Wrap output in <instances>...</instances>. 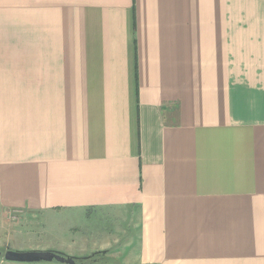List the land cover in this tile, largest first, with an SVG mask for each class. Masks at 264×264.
Segmentation results:
<instances>
[{"label": "crops", "instance_id": "crops-1", "mask_svg": "<svg viewBox=\"0 0 264 264\" xmlns=\"http://www.w3.org/2000/svg\"><path fill=\"white\" fill-rule=\"evenodd\" d=\"M93 211L127 226L88 236ZM16 212L51 240L16 248L82 264H264V0H0Z\"/></svg>", "mask_w": 264, "mask_h": 264}, {"label": "rangeland", "instance_id": "rangeland-1", "mask_svg": "<svg viewBox=\"0 0 264 264\" xmlns=\"http://www.w3.org/2000/svg\"><path fill=\"white\" fill-rule=\"evenodd\" d=\"M99 212V211H98ZM97 211H93L89 216H87V218L85 220H79L77 222L82 223V221H84L83 226H80L81 230H85V233L90 236L92 235L94 237V233L95 234H100V233H104V231L106 230V232L108 233L111 229H113L114 227H118L120 224H123L125 227L127 226L126 223L127 222L125 220V218H122L121 220V216L119 218L118 221H120L121 223L118 224H114L115 222L112 223V221L110 219L113 220L112 216L109 217L108 214H102L101 212L98 213ZM15 214H19L18 212H16ZM12 219H18V216L21 217V221L23 222V225L21 226L20 223H18V226L15 225V223H12V221H10L8 219V217H6L4 214L1 213V222L3 221L4 223H2V226L0 225V239H4L7 241V244L12 245L11 247H15V248H11V247H5L2 248L0 251L4 252L7 249H15V250H33V249H23V248H19L15 245V242L12 241L14 239V235L17 236L19 234L24 235L26 238H22L24 241H26L25 243H29L30 240L32 239L34 242H32L33 244H40V245H45L47 242L51 241V240H47L49 239L46 235V228L47 225L44 224H40V217H36L32 220V223L27 222L26 221V217L25 214H19L17 217L10 215ZM79 216H83L82 214ZM85 217V216H84ZM5 219V220H4ZM11 222V223H10ZM21 227V228H20ZM20 229H22V231H20ZM16 231V232H15ZM77 237V236H76ZM31 243V242H30ZM72 244L73 246H77V238H75V240L72 242L71 239L66 240V244ZM124 242L119 243V245H123ZM79 245H82V242L79 241ZM93 242L92 240L89 242V246L92 247ZM125 246V245H124ZM54 251V250H53ZM102 254V253H101ZM104 254H106L104 252ZM65 255V254H64ZM4 258V257H3ZM75 258V257H74ZM77 261H86L89 262L91 261L90 258H75ZM83 259V260H82Z\"/></svg>", "mask_w": 264, "mask_h": 264}, {"label": "water", "instance_id": "water-1", "mask_svg": "<svg viewBox=\"0 0 264 264\" xmlns=\"http://www.w3.org/2000/svg\"><path fill=\"white\" fill-rule=\"evenodd\" d=\"M0 255L8 261L18 262H51L57 261L65 264H82L78 262L74 257L64 255L61 252L52 250H15L7 249L6 251H0Z\"/></svg>", "mask_w": 264, "mask_h": 264}, {"label": "trees", "instance_id": "trees-1", "mask_svg": "<svg viewBox=\"0 0 264 264\" xmlns=\"http://www.w3.org/2000/svg\"><path fill=\"white\" fill-rule=\"evenodd\" d=\"M97 257H102V259H103V261H109V262H111L112 264H121V262L120 261H118V260H116L115 258H111V257H109V256H106V255H104L103 253L101 254V253H99L98 254V256ZM93 259V258H92ZM83 260V259H82ZM93 260H95V259H93ZM92 260V261H93Z\"/></svg>", "mask_w": 264, "mask_h": 264}]
</instances>
